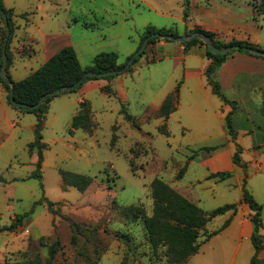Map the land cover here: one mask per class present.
Here are the masks:
<instances>
[{"label": "rangeland", "instance_id": "obj_1", "mask_svg": "<svg viewBox=\"0 0 264 264\" xmlns=\"http://www.w3.org/2000/svg\"><path fill=\"white\" fill-rule=\"evenodd\" d=\"M201 1L202 5H212V16L234 29L233 36L224 40L216 34L218 40H238L236 34L247 31L260 40L264 50V14L253 6L254 0ZM3 5L14 11L8 45L9 73L16 82L36 72L68 43L84 68L103 53H116L119 64L128 65L147 27L172 28L179 36L186 33L185 0H3ZM197 13L190 9L189 18H197ZM1 15L0 11V52L7 39ZM52 35L58 41L47 48L45 36ZM157 55L163 59L151 64L140 58L125 78L126 102L113 92L105 96L98 89L84 97L80 91L62 94L50 102L41 132L47 144L43 187L39 180L30 178L38 160L37 151H29L36 138L37 117L9 105L7 90L0 83V227L9 226L38 201L56 204V213L43 203L34 208L26 227L0 233V264H169L167 247L153 248L144 222L121 213L122 208L137 206L151 217V184L155 179L163 180L206 214L227 204L238 206L236 215L218 216L207 225V232L215 231L232 216L233 223L203 244L185 264L250 263L255 253L248 236L253 232V213L242 201L243 185L246 180V188L264 206V87L260 83V88L254 87L244 96L251 105L238 103L232 116L236 141L226 127L232 108L217 96L190 107L183 104L165 121L158 112L162 101L177 81L184 80L187 66L198 70L202 64L196 54L178 67L173 59L164 58L163 50ZM99 80L106 79L88 82ZM225 94L238 101L231 93ZM81 100L91 103V132L71 127ZM164 130L170 135L163 134ZM238 146L243 149L246 167L222 170L232 173L226 180L209 179L215 172L202 161L218 152L235 153ZM203 147L217 149L199 151ZM184 166L187 172L177 179ZM62 171L86 175L91 184L84 192L66 186ZM243 218L251 223L246 232ZM261 235L264 237V226ZM204 237L201 235L199 242ZM56 241L60 250L49 263V248ZM260 259L264 264V251Z\"/></svg>", "mask_w": 264, "mask_h": 264}, {"label": "trees", "instance_id": "obj_2", "mask_svg": "<svg viewBox=\"0 0 264 264\" xmlns=\"http://www.w3.org/2000/svg\"><path fill=\"white\" fill-rule=\"evenodd\" d=\"M253 6L259 12V14H264V0H254ZM0 8L6 15V19L1 15L2 20L6 25V52L8 56L7 72L6 77L9 81L14 83L15 86V101L19 104H25L28 106H34L38 104L41 98L52 92H57L58 94L54 97L48 98L45 103L38 109H28L18 107L13 104L11 100V86L7 83L0 75V83L7 90V100L9 105L13 108L32 113L37 117V124L35 127L36 138L35 141L29 145V151H37L38 160L36 164V171L30 176V178L37 179L42 185V167L44 163V151L47 148V144L43 142L42 129L46 122L47 115L49 113L50 102L57 96L68 93L78 92L84 84L90 80L101 79L100 77H88L80 86L66 92H61L63 88L73 87L78 83L81 78L86 73H96L102 74L106 72H117L114 76L105 77L103 79L113 80L116 77L131 72L133 67L142 58L151 45L157 43L158 41L174 42L171 37H180L177 31L172 28H157L154 26H149L145 29L143 36L141 37V42L139 44L138 50L142 47L144 42L150 38L152 35L158 34L160 37H155L150 39L148 46L144 53L139 55L135 62L124 72L127 64L121 65L118 62V55L116 53H103L95 57L92 65L84 68L82 67L78 54L72 46L63 47L60 51L54 54L40 69L28 76L27 78L14 81L9 73V68L11 66V56L9 54V43L12 38V26H13V9H6L3 5V0H0ZM191 0H185V18L186 20L190 16ZM194 33H199L202 36L210 38L214 45L219 49H229L232 47H238L237 50L232 51L226 55L214 54L212 53L207 45L201 39H194L192 41H187L182 43L186 52L196 45H202L206 47V57L210 61L209 66L206 69L205 75L207 77L208 85L211 87L212 92L216 95L222 102L229 105L232 111L226 117V127L230 138L236 141L238 137V132L236 131L232 116L236 113L238 109V102L231 101L226 96L220 82L217 79L218 71L227 62L228 58L234 53L238 52L241 54H246L258 58H263L264 56H258L247 52L245 49H252L255 51L264 50L249 41L233 40L231 42L220 41L216 38V34L202 29L195 28L193 30H187L185 36H190ZM164 37V38H162ZM0 52V73L3 69V49ZM137 50V51H138ZM130 60V58H129ZM179 90L177 89L168 95L164 100L163 104L159 109V117L168 121L170 116L177 110L179 102ZM104 91L108 94L112 93L111 87L104 88ZM264 106V102H263ZM126 118L129 121L133 120V117L126 114ZM92 108L89 101H83L80 103L79 111L77 115L73 118L71 127L72 130L82 129L84 131L91 132L92 129ZM163 134L169 136V131H162ZM116 138L113 139V145H115ZM217 147H203L199 151L212 152L215 151ZM242 147L238 146L236 152L233 156V163L235 166L246 167V163L242 159ZM191 159H195L192 156ZM187 172V166H184L177 179H182ZM62 181L66 186L75 187L79 191L84 192L91 184V178L86 175L62 171L61 172ZM232 177L231 172H217L209 175V179H219L226 180ZM1 182V180H0ZM151 194L154 200V210L153 215L148 217L146 215L145 209L137 206H130L121 209V213L133 220L141 219L144 222V226L147 230L149 240L151 245L155 250L160 246L167 247L165 256L169 264H185L193 256L199 253L200 248L203 244L208 243L213 237L217 236L223 230H225L232 223V216L236 215L238 212V206L235 204H227L220 207L210 214H206L197 204L186 199L184 196L179 194L170 185L165 183L161 179H155L151 184ZM243 203L247 205L250 211L253 213L251 222L253 224V232L251 236V241L254 246V256L252 257L249 264H260V255L264 251V237L261 235V229L264 226V206L260 204L254 195L246 188V180L243 185ZM46 203L48 209L51 213H56L54 210L55 203L50 202L46 199L38 201L34 204L33 208L24 214L17 215L9 226L0 227V233L4 232H17L19 229L26 227L27 221L30 219L31 214L36 206ZM231 213L232 216L223 224V226L215 231L207 232V225L216 217ZM73 228L82 229L81 226L77 224H72ZM201 235H204L203 242H199ZM76 233L72 236V242L76 243ZM60 250V242L56 241L49 248V263L55 258L56 254ZM5 264H31L30 262L21 263H5Z\"/></svg>", "mask_w": 264, "mask_h": 264}, {"label": "crops", "instance_id": "obj_3", "mask_svg": "<svg viewBox=\"0 0 264 264\" xmlns=\"http://www.w3.org/2000/svg\"><path fill=\"white\" fill-rule=\"evenodd\" d=\"M201 2H202L201 0H193L191 2V10H197L198 17L189 18L188 20H186L185 32L187 30H193L195 28H202L211 31L215 34H218L220 39L222 40H224L225 37L229 38L230 36H233L232 35L234 33L233 27L228 23H225L224 20L212 16L211 4L208 5L206 4L207 6H205L202 5ZM236 38L240 41L249 40V42L263 48L260 45V40L253 38L252 35H248L247 31L243 32L242 34H236ZM57 41H58L57 36H53V35L45 36L44 43L47 46V48H49V47H54ZM67 45L71 46V43H68ZM161 50H163L165 59L174 60L176 67H178L183 61L187 63V60L190 57H192L194 54L197 55V58L202 64L201 68L198 70L190 68L186 65L187 68H186L184 80L177 81L174 87L171 89V91H169L168 95L173 93L177 89V87L180 86L179 102H178L177 110L183 104L190 107L197 104H201L200 102L202 100L211 101L212 97L216 96L213 94L211 87L208 85L207 77L205 75L206 69L210 64V61L206 57L205 46L202 45L192 46L188 50V52H186V48L182 43H178L175 41L166 42L161 40L151 45L150 48L147 50V53L143 56L146 58V63L151 64L156 61H161L163 58L157 55V53L160 52ZM56 52L57 51H55L50 57H48L47 61L54 54H56ZM133 71H134V67L131 72L124 73L111 81L99 80V81L88 82L84 84V86L79 90L81 96L82 97L87 96V94L91 90H96V89L100 90L105 96H108L109 94L104 91V88L111 87L113 90L112 95L126 102L127 93L124 88L125 78L131 73H133ZM217 79L220 82L224 92L231 93L233 99L238 100L237 102L239 103V105H244V104L251 105L250 102L244 99L245 98L244 96L246 94H249V92L252 91L254 87L260 88V83H261V87H264V59L246 54L236 53L233 56H230L227 62L218 71ZM166 97L164 98V100L166 99ZM164 100L162 101L161 105L163 104ZM81 102H83V100H81ZM161 105L159 106V109ZM177 110L175 112H177ZM233 156L234 153L232 151H223V152H218L215 156L205 159L202 162L210 166L211 170L215 173L221 172L224 169L228 171H234L235 165L233 163ZM249 220L250 219H244V218L241 220L242 228L244 227L243 229L244 232H246V226L249 225L250 223ZM251 228L253 230V227H250V229ZM248 236H252V233L251 235Z\"/></svg>", "mask_w": 264, "mask_h": 264}, {"label": "water", "instance_id": "obj_4", "mask_svg": "<svg viewBox=\"0 0 264 264\" xmlns=\"http://www.w3.org/2000/svg\"><path fill=\"white\" fill-rule=\"evenodd\" d=\"M0 11L2 12L4 18L6 19V15L3 13V11L1 10L0 8ZM155 37H160L158 34H155V35H152L150 38H148L144 44L142 45V47L137 51V53L131 58L129 64L126 66V69L123 70L122 72L126 71L134 62L135 60L137 59V57H139V55H141L142 53L145 52L147 46H148V43L150 41V39L152 38H155ZM164 38V37H162ZM171 40L175 41V42H178V43H184V42H187V41H192L194 39H201L206 45L207 47L209 48V50L214 53V54H220V55H226L228 53H231L232 51L234 50H237L238 47H232V48H229V49H226V50H223V49H219L217 48L215 45H214V42L206 37V36H202L200 35L199 33H194L190 36H180V37H177V38H174V37H171L170 38ZM6 44H7V39L5 41V45H4V49H3V69L0 73L1 77L7 82L10 84L11 86V100L13 102L14 105L18 106V107H22V108H28V109H38L40 108L44 103L45 101L50 98V97H54L56 96L58 93L57 92H52V93H48L46 95H44L40 102L34 106H28V105H25V104H19L15 101V98H14V94H15V86H14V83H12L11 81H9L6 77V72H7V64H8V56H7V52H6ZM247 52L251 53V54H254V55H258V56H264V52L263 51H255V50H252V49H245ZM117 72H106V73H102V74H96V73H86L82 78L81 80L75 84V86L73 87H67V88H63L61 90V92H66V91H70L78 86H80L88 77H100V78H105V77H109V76H114L116 75Z\"/></svg>", "mask_w": 264, "mask_h": 264}]
</instances>
